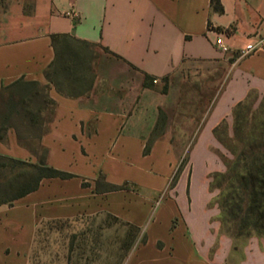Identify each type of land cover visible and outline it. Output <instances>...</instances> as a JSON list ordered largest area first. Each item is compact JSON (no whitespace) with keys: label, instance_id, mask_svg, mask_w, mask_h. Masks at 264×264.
Wrapping results in <instances>:
<instances>
[{"label":"crops","instance_id":"1","mask_svg":"<svg viewBox=\"0 0 264 264\" xmlns=\"http://www.w3.org/2000/svg\"><path fill=\"white\" fill-rule=\"evenodd\" d=\"M211 1L0 0V88L20 78L47 84L44 73L55 59L52 35H67L105 52L88 87L72 91L67 83L71 81H59V76V91L50 86L56 108L41 144L49 152V166L77 178L44 180L37 191L12 206H0V264H30L41 224L79 216L120 221L114 214L99 216L96 202L112 193L137 195L141 190L149 192L155 204V217L147 230L164 224L163 234L150 239L147 230L120 221L137 233L144 230L146 237L145 244H139L125 264H264L262 239L252 237L238 251L221 233L218 208L216 204L208 207L209 185L203 186L194 175L190 184H183L182 201L179 186L184 170L170 189V197L156 205L175 173L167 132L153 137L150 153L143 156L159 111L164 113L167 105L180 98V89L172 82L166 94L156 85L144 88L146 76L158 84L175 75L184 63L209 62L219 55L230 60L248 43L264 41V0H214L220 3L222 13L213 10ZM218 35L224 37L229 52L215 47ZM230 65L229 78L202 124L193 154L204 133L208 131L214 139L212 130L223 120L228 123L232 108L249 91L264 95V49L235 58ZM157 154L170 155L164 176ZM0 155L37 162L18 145L12 131L7 142L0 143ZM148 158L153 162L145 166L143 160ZM82 166L84 170L77 169ZM99 175L106 183H131L140 191L97 194ZM158 178H162L159 186ZM83 180L89 187H82ZM197 206L201 213H195ZM183 207L186 216L181 214ZM173 221L174 226L181 221L186 230L171 232Z\"/></svg>","mask_w":264,"mask_h":264},{"label":"rangeland","instance_id":"2","mask_svg":"<svg viewBox=\"0 0 264 264\" xmlns=\"http://www.w3.org/2000/svg\"><path fill=\"white\" fill-rule=\"evenodd\" d=\"M57 49L61 56L58 62L59 68L64 67L68 58H72L73 54L78 55L73 64L68 62L69 67L73 69L75 67L72 78L60 73L59 81L71 79V82L67 83L68 89L72 91L88 87L93 78L97 76L98 63L105 57L103 49L97 46H82L70 41L64 44L61 40ZM78 70L81 72H76ZM230 70L228 56L219 55L215 60L209 62L184 63L175 75L169 77V83L172 82L177 89H180V98L176 104L167 105L163 110L166 121L161 120L158 116L157 125L151 130L150 138L165 132L170 135L171 152L175 160L174 172L183 160L186 161L183 168L186 179L183 178L179 186L180 201H182L184 192L183 184L185 181L186 184H190L193 175L203 186H208L213 174L224 172L220 156L229 157V154L217 141H214L212 136H209L208 131L204 133L202 142L194 154L192 150L197 143L202 121L207 117L209 109L228 80ZM153 85L161 89L163 84ZM228 125H231V119L228 120ZM97 150H100L99 147ZM130 151L134 158L135 150L131 149ZM100 158V155H97L98 161ZM156 158L162 165L161 176H164L170 155L161 157L160 154H157ZM92 161L94 162V159ZM151 162H153L152 158L143 160L145 166H149ZM78 165L81 163L79 162ZM77 169L84 170L85 167ZM99 181H102L101 177H99ZM161 181L162 178H158V186ZM101 183L100 185H102ZM171 184L172 178L166 189L158 195L156 205L159 201L162 202L170 197ZM130 190L133 193L140 191L135 185H130ZM208 193L211 198L208 207H215L217 191L208 188ZM151 198V194L144 190H141L137 195L112 193L107 198L96 202L97 207L95 206V208L98 210L99 216L114 214L122 222H129L147 230L155 217L153 211L155 204ZM195 213H201L200 206H197ZM181 214L187 215L184 207L181 208ZM166 215H169V211ZM120 221L113 217L79 216L71 220L41 224L37 230L30 264H125L141 244L144 230L137 233L133 226ZM175 222L173 221V225L169 227L171 232L176 229L181 232L186 230L181 221H178V224L174 226ZM163 225L157 229L147 230L150 232L148 234L150 239L155 235L163 234ZM246 242L245 239H239L236 242L238 251L245 246Z\"/></svg>","mask_w":264,"mask_h":264},{"label":"trees","instance_id":"3","mask_svg":"<svg viewBox=\"0 0 264 264\" xmlns=\"http://www.w3.org/2000/svg\"><path fill=\"white\" fill-rule=\"evenodd\" d=\"M211 6L214 11L223 12L218 1L212 0ZM50 38L55 59L44 73L47 84L20 78L0 88V143L5 144L8 132L12 131L18 145L27 149L37 160L36 163H29L0 155V206H12L16 200L37 191L44 180L77 178L47 164L49 152L42 146L41 139L50 130L56 108L49 94L50 86L59 91L58 75L62 73L72 78L75 67H69L68 62L73 64L78 58V55L73 54L66 65L59 68V41L88 45L67 35H52ZM236 57L233 55L229 63ZM154 80L146 76L143 87L153 88ZM161 83L160 93L166 94L169 77L163 78ZM159 117L161 120L166 119L162 111H159ZM212 135L229 154V157L220 156L224 172L213 174L209 183V189L217 191L215 204L219 211L220 231L233 241L234 249L239 239L248 241L258 237L264 240V95L249 91L245 99L232 108L231 125L223 120L212 130ZM153 141H147L143 156L150 153ZM185 162L183 160L176 169L171 189L177 183ZM99 177L102 181H99ZM99 177L95 181L97 194L131 191V183L112 185L105 182L103 175ZM81 185L89 187L85 180ZM145 242L144 236L141 243ZM158 246L161 244L158 243Z\"/></svg>","mask_w":264,"mask_h":264},{"label":"built area","instance_id":"4","mask_svg":"<svg viewBox=\"0 0 264 264\" xmlns=\"http://www.w3.org/2000/svg\"><path fill=\"white\" fill-rule=\"evenodd\" d=\"M214 45L216 48L222 50L223 52H229V47L224 42V37L222 35H218L214 41ZM259 49H264V41H259L257 44L248 43L245 47L236 51V59H243L247 56H250L257 52ZM157 80H154L153 83L155 84Z\"/></svg>","mask_w":264,"mask_h":264}]
</instances>
